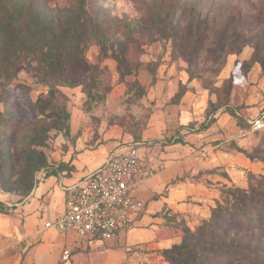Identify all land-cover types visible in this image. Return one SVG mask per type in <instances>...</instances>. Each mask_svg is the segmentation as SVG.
Returning a JSON list of instances; mask_svg holds the SVG:
<instances>
[{
    "label": "rangeland",
    "instance_id": "obj_1",
    "mask_svg": "<svg viewBox=\"0 0 264 264\" xmlns=\"http://www.w3.org/2000/svg\"><path fill=\"white\" fill-rule=\"evenodd\" d=\"M85 10L0 0V194L17 201L68 173L73 120L104 121L131 136L120 148L133 140L154 178L167 172L159 185L172 198L131 225L143 242L76 236L87 263L151 253L264 264V126L252 129L264 124V0H86ZM57 188L60 206L69 190Z\"/></svg>",
    "mask_w": 264,
    "mask_h": 264
},
{
    "label": "crops",
    "instance_id": "obj_2",
    "mask_svg": "<svg viewBox=\"0 0 264 264\" xmlns=\"http://www.w3.org/2000/svg\"><path fill=\"white\" fill-rule=\"evenodd\" d=\"M76 123L74 120L71 123L73 142L62 160L69 167L68 173L41 179L28 195L17 201L10 202L8 197L0 194V264H89L83 244L76 240L74 232L45 229L43 222L64 209L63 202L58 206L53 201L55 190L59 191L58 185L60 188L70 186L94 171L110 152L119 149L131 136L121 127L109 126L104 121L95 129L85 126L79 129ZM166 173L144 181L139 192L146 202L143 212L155 213L164 203L169 204L171 192H163L159 185ZM157 194L162 200L157 199ZM147 214L139 221L138 216L133 224L144 222ZM131 227L122 237L127 236L126 242L130 245L143 242L146 231ZM115 244H119L118 241ZM64 252H68L67 258H64ZM136 260L134 255L124 256L120 264H167L163 258L151 253H144L140 263ZM97 263L90 261V264Z\"/></svg>",
    "mask_w": 264,
    "mask_h": 264
},
{
    "label": "built area",
    "instance_id": "obj_3",
    "mask_svg": "<svg viewBox=\"0 0 264 264\" xmlns=\"http://www.w3.org/2000/svg\"><path fill=\"white\" fill-rule=\"evenodd\" d=\"M264 126L252 121V129ZM108 154L105 162L70 186L64 209L43 222L45 229L74 232L79 238L109 240L126 231L143 213L146 202L138 187L153 175L135 142ZM68 252H64V258Z\"/></svg>",
    "mask_w": 264,
    "mask_h": 264
},
{
    "label": "trees",
    "instance_id": "obj_4",
    "mask_svg": "<svg viewBox=\"0 0 264 264\" xmlns=\"http://www.w3.org/2000/svg\"><path fill=\"white\" fill-rule=\"evenodd\" d=\"M77 3H78V8L80 11H82L84 14H88L87 11L85 10V7H86V0H77ZM77 84H80V82H76ZM75 84H72V85H76ZM213 120L212 119H209V120H205L203 122H200L198 125H197V128H195V130H198V131H202V130H206L211 124H212ZM179 130H176L174 135H171L169 136V139L168 140H171L172 143H176V142H179ZM176 135L178 137H176ZM130 142H134L133 140H131ZM51 175H55V173H49L46 175V177L48 176H51ZM166 203H164L162 206H161V209H163L165 207ZM178 248V247H176ZM172 249L170 250H163V253H165L166 255L170 254ZM172 259V258H171Z\"/></svg>",
    "mask_w": 264,
    "mask_h": 264
}]
</instances>
